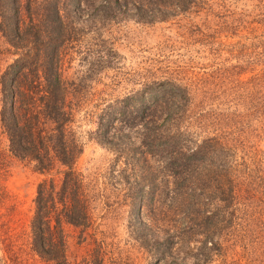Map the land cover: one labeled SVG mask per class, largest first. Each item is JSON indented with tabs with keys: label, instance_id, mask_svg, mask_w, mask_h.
<instances>
[{
	"label": "rangeland",
	"instance_id": "obj_1",
	"mask_svg": "<svg viewBox=\"0 0 264 264\" xmlns=\"http://www.w3.org/2000/svg\"><path fill=\"white\" fill-rule=\"evenodd\" d=\"M263 7L264 0H0V81L17 59L25 82L37 81L41 65H56L80 149L74 167L87 218L62 224L68 264H264ZM168 82L182 90L172 105L179 145L206 148L180 186L164 191L167 158L144 157L139 147L142 131L148 139L164 134L154 115L174 98ZM126 99L137 116L129 129L114 111ZM136 100L147 110H136ZM46 177L9 152L0 124V242L8 245H0V262L48 264L31 250L30 234Z\"/></svg>",
	"mask_w": 264,
	"mask_h": 264
},
{
	"label": "trees",
	"instance_id": "obj_2",
	"mask_svg": "<svg viewBox=\"0 0 264 264\" xmlns=\"http://www.w3.org/2000/svg\"><path fill=\"white\" fill-rule=\"evenodd\" d=\"M33 1L37 2V0ZM43 1L55 6L57 2V0ZM55 13L58 15L59 11L55 9ZM17 31L19 32L18 28ZM52 32L54 34L55 31ZM56 37L58 38L57 35ZM41 51L42 54L47 51L46 58H49L47 49ZM23 63V59L15 60L1 75L0 124L8 142L9 152L19 160L32 165L35 172L47 176L36 189L35 210L30 222L31 250L48 264H68L62 224L81 225L87 218L86 201L83 197L84 181L74 167L80 149L77 142L69 135L68 125L71 117L66 111V97L59 79L58 68L56 65H41L37 68L41 75L36 76L37 81L25 82L23 78L27 76V69L24 68ZM167 87L174 94L175 99L166 100L162 105L157 106L166 113L162 111L160 115L152 114L157 122L160 121L157 128H162L164 134H161L160 130L158 135L148 139L149 134L142 131L141 136L144 140L139 147L144 157L163 153L162 156L167 158L163 170L170 179L163 181L164 191L169 185H172L174 190L180 186L179 180L182 175L188 172L191 162L204 153L206 148L205 142L198 144L195 150H188V145L184 147L179 145L182 135L179 133L180 118L177 117L172 105L176 103L175 94L181 93L182 90L179 85L171 82L167 83ZM149 93L153 97L150 100L157 104V92H152L150 89ZM128 104L129 99L123 101L121 109L114 110L118 112V116L115 114L113 116L118 119L120 126L129 129L130 122L136 120L137 116L126 108ZM137 104L139 101L136 100V110H147L140 104L136 107ZM113 118L111 116L108 122L110 123ZM141 118L145 122L147 117ZM113 126L115 129L116 126ZM183 180L186 178L184 177ZM0 245L5 249L8 246L3 241ZM0 264H8V262L1 259Z\"/></svg>",
	"mask_w": 264,
	"mask_h": 264
}]
</instances>
